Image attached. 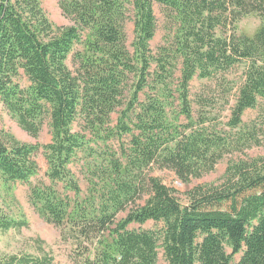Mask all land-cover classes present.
<instances>
[{"label": "trees", "instance_id": "16d2710c", "mask_svg": "<svg viewBox=\"0 0 264 264\" xmlns=\"http://www.w3.org/2000/svg\"><path fill=\"white\" fill-rule=\"evenodd\" d=\"M57 1L69 25L55 26L40 0H0V118L34 137L47 121L51 134L42 145L0 130L2 177L31 182L43 151L50 183L31 184L30 202L75 264H157L160 250L167 264H264V155L229 165L224 183L197 186L185 202L153 174L189 183L264 145V115L243 120L264 99V0ZM157 5L165 33L154 49ZM250 14L260 27L239 34ZM195 78L224 79L225 96L236 86L227 119L206 97L191 99ZM25 226L0 217V232ZM40 248L0 264H54Z\"/></svg>", "mask_w": 264, "mask_h": 264}, {"label": "rangeland", "instance_id": "374dc122", "mask_svg": "<svg viewBox=\"0 0 264 264\" xmlns=\"http://www.w3.org/2000/svg\"><path fill=\"white\" fill-rule=\"evenodd\" d=\"M41 6L45 10L47 16L55 26L69 25V19L63 14L57 0H40ZM156 15L159 20V29L153 41L152 48H157L163 44V36L165 33L164 18L159 5L156 6ZM260 18L257 14H250L242 18L238 23V33L253 36L260 27ZM126 33L129 46L134 40L133 24H126ZM70 68L74 67L73 59L70 57L67 61ZM243 68H235L227 75L228 83H239ZM179 75V73H178ZM224 79L207 80L195 78L190 83L191 99L203 96L211 102L214 115H221L223 119H227L231 114V107L235 103L236 86L234 90L225 96L226 87L220 86V82ZM226 85L225 82H223ZM215 105V106H214ZM264 115V99L259 101L258 107L255 110H248L243 120L249 122L254 118ZM117 113L113 114L112 120L115 122ZM4 129L14 135L19 141L31 144H47L51 140V134L46 121L41 132L37 137L30 135L23 130L17 121L7 113H3L0 118V130ZM264 155V145L246 149L243 152L236 151L232 154H227L221 159L215 169L201 178L192 179L189 183L182 182L176 174L168 169L155 170L154 176L168 187L175 190L180 200L185 202L186 192L197 186L221 185L224 183L227 168L229 165L240 163L241 161L251 162L253 159ZM36 161L39 165L38 174L31 179V182H8L0 173V217H11L15 219H25L28 226L21 229H10L6 232H0V257L10 254L30 253L33 255L42 254L40 247L50 253L54 257V264H75L71 258L72 249L70 244L65 242L61 236V230L53 224L42 218L30 202V187L31 184L44 183L49 184L47 177L48 165L41 150ZM78 172V168L74 169ZM79 174V173H78ZM82 186H85L84 178L81 181ZM144 229H154L156 225L153 222H148L142 225ZM40 241L41 244H40ZM240 254L234 256L233 261L236 262ZM157 264H167L163 250H160Z\"/></svg>", "mask_w": 264, "mask_h": 264}]
</instances>
